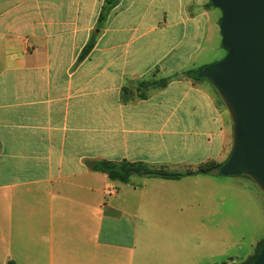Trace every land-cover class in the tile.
Segmentation results:
<instances>
[{
    "label": "crops",
    "instance_id": "obj_1",
    "mask_svg": "<svg viewBox=\"0 0 264 264\" xmlns=\"http://www.w3.org/2000/svg\"><path fill=\"white\" fill-rule=\"evenodd\" d=\"M105 2L0 0V264H203L202 250L206 264H243L264 239V194L249 178L121 183L92 170L226 161L223 103L204 78L181 76L225 58L221 11L210 0H118L99 23ZM160 78L172 79L137 97L140 81ZM216 196L241 234L201 218L193 238V205L203 212Z\"/></svg>",
    "mask_w": 264,
    "mask_h": 264
},
{
    "label": "water",
    "instance_id": "obj_2",
    "mask_svg": "<svg viewBox=\"0 0 264 264\" xmlns=\"http://www.w3.org/2000/svg\"><path fill=\"white\" fill-rule=\"evenodd\" d=\"M221 11L225 58L196 73L216 91L231 124L232 145L219 169L244 176L264 194V0H210ZM252 264H264V246Z\"/></svg>",
    "mask_w": 264,
    "mask_h": 264
},
{
    "label": "trees",
    "instance_id": "obj_3",
    "mask_svg": "<svg viewBox=\"0 0 264 264\" xmlns=\"http://www.w3.org/2000/svg\"><path fill=\"white\" fill-rule=\"evenodd\" d=\"M118 0H106L105 5L99 15V23H102L106 18L109 10L117 3ZM209 5L212 6L211 2ZM94 45L92 39L85 45L82 49L79 59H84L89 52L91 51ZM181 76H186L195 80H201L203 78H197L193 73H184ZM180 77V75H175ZM173 77V78H174ZM172 78H160V79H150L140 81L137 85V91L139 92L138 98L144 99L147 97V93L151 89H162L170 82ZM228 159V157H227ZM226 159V161H227ZM225 161V162H226ZM224 162V163H225ZM224 163H216L214 161H206L194 169L187 170L185 172L169 171L164 166H151L143 162H109V161H100L96 162L92 166V170L105 174L110 180L119 181L121 183H127L132 176H140L145 178H158L165 180H178L183 177L196 176V175H211L213 173L219 174V169ZM220 175V174H219ZM264 246V239L261 240L257 246L253 256L246 260L243 264H252L255 257L261 251ZM6 264H15L12 261L7 262Z\"/></svg>",
    "mask_w": 264,
    "mask_h": 264
},
{
    "label": "rangeland",
    "instance_id": "obj_4",
    "mask_svg": "<svg viewBox=\"0 0 264 264\" xmlns=\"http://www.w3.org/2000/svg\"><path fill=\"white\" fill-rule=\"evenodd\" d=\"M196 168V167H194ZM217 180L222 181V182H228L232 179L229 177H223V176H217ZM204 186V185H203ZM215 196V195H213ZM219 197H213L211 201H208L206 203L207 209L203 210V212L200 211V208H197L195 205H193V210H192V235L193 238H196L200 236L201 234V227H200V219H203V224H205L208 228V230H215L217 227L223 228L224 230V235L225 237H231V238H236L241 234V230L239 228L240 221L237 219H233L231 217V211L226 209L225 206L227 205H219ZM204 203V202H203ZM222 211V212H221ZM204 229V228H203ZM212 234H209V236H212ZM203 255V264L206 260H211L210 254L208 255V252H203L201 251ZM208 255V256H205ZM222 264V263H218ZM229 264V263H225Z\"/></svg>",
    "mask_w": 264,
    "mask_h": 264
}]
</instances>
